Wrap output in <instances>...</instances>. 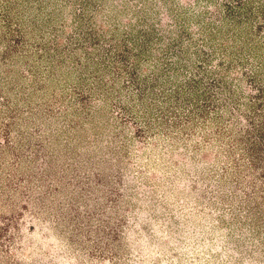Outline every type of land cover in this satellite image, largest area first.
Wrapping results in <instances>:
<instances>
[{"label": "rangeland", "instance_id": "1", "mask_svg": "<svg viewBox=\"0 0 264 264\" xmlns=\"http://www.w3.org/2000/svg\"><path fill=\"white\" fill-rule=\"evenodd\" d=\"M0 264H264V0H0Z\"/></svg>", "mask_w": 264, "mask_h": 264}]
</instances>
